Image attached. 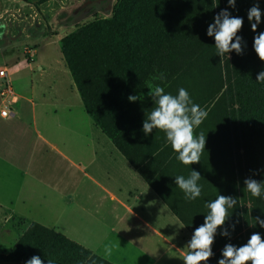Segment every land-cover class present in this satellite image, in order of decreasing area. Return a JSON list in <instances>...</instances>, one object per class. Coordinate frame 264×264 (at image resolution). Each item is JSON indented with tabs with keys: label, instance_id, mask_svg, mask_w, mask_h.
I'll return each mask as SVG.
<instances>
[{
	"label": "trees",
	"instance_id": "1",
	"mask_svg": "<svg viewBox=\"0 0 264 264\" xmlns=\"http://www.w3.org/2000/svg\"><path fill=\"white\" fill-rule=\"evenodd\" d=\"M20 1L38 7L49 0ZM148 5L157 7L158 2L151 1ZM150 17L148 12L133 13V0H123L111 20L94 23L61 40V52L87 114L183 223L188 224L180 205L183 195L179 192L169 195L166 187L175 184V177L187 178L194 170L201 175L200 197L216 199L223 195L237 199L233 209L238 218L242 214L247 229L242 237L233 241H229L232 237L226 238L223 242L236 247L241 242L243 246L254 233L264 239V227L256 222L257 218L264 220V195L253 197L244 184L248 178L264 183V92L260 99L255 101L254 97L257 88L264 91V83L256 80L264 71V62L256 53L251 54L238 72L226 73L223 84L217 64L208 63L207 68L202 67L205 64L203 51L196 58L183 59L187 50L191 52L190 41L197 37L192 26L206 25L208 14L195 21L188 19L182 23L185 27L178 25L169 30L154 27L149 22ZM138 71L142 76L136 82ZM155 73L164 74L166 93L178 95V90L184 88L193 103L208 112L194 133L203 132L206 137L199 163L182 164L168 144L164 131L154 129L147 136L143 132V122L154 107V100L142 98L140 102H130L128 97L135 96L145 80ZM112 82H116V88ZM225 85L227 90L214 101ZM242 86L246 91L244 96L242 92L238 97L236 93L232 95V90H240ZM199 89L202 92L195 97ZM230 97L237 98V102L227 111ZM250 98L252 103L248 104ZM138 132L148 141L149 150L142 157L130 154L123 143L125 138ZM154 136L161 139L153 147ZM26 246L31 251L21 252ZM33 256H39L43 264H48L49 258L54 264H92L89 256L95 264H111L36 223L27 227L11 254L0 255V262L26 264Z\"/></svg>",
	"mask_w": 264,
	"mask_h": 264
},
{
	"label": "crops",
	"instance_id": "2",
	"mask_svg": "<svg viewBox=\"0 0 264 264\" xmlns=\"http://www.w3.org/2000/svg\"><path fill=\"white\" fill-rule=\"evenodd\" d=\"M55 61L42 55L31 64L33 83L28 76L17 91L11 84L19 99L9 104L13 116L0 117V254L11 247L5 239L10 230L20 233L7 228L16 219L50 229L111 264H184L187 245L209 213L206 205L215 199L188 200L176 184L167 186L169 195H183V223L87 114L68 66ZM138 133L123 143L142 157L148 141ZM160 139L153 137V147ZM228 213L205 264H218L230 243L223 240L247 229L242 214ZM109 240L120 248L106 258Z\"/></svg>",
	"mask_w": 264,
	"mask_h": 264
},
{
	"label": "rangeland",
	"instance_id": "3",
	"mask_svg": "<svg viewBox=\"0 0 264 264\" xmlns=\"http://www.w3.org/2000/svg\"><path fill=\"white\" fill-rule=\"evenodd\" d=\"M122 1L49 0L38 7H34L20 0H0V69H7L8 80L17 91L18 89L24 88V86L26 87L27 78L31 76L29 75L31 71L32 73L37 72L35 65L39 63V58L42 55L53 57L57 65L60 62L67 65L60 48L61 40L89 25L111 20L115 16ZM151 1L155 0H133V13H137V15H142L147 12L150 13V24L153 23L154 27L160 30H169L178 25L185 27L184 25L182 26V23L188 21V19L195 21L199 16L208 14L206 25L198 26L195 24L192 26L197 37L190 41L189 48L191 52L187 50L186 56L183 59L196 58L203 51L205 64L202 67L207 68L206 65L208 63L217 64V70L221 73V83L223 84L226 80V73L232 75L236 71L238 72L242 67V63L248 57L250 58L251 54L256 53L254 50V38L256 35L264 32V0H236L234 7L229 6L228 0H157L158 6L150 8L148 2L150 3ZM95 2L98 4L92 7L91 5ZM256 5H258L262 15L261 21L254 32L251 25L255 23V20L249 21L248 12ZM225 10L228 11L230 17L243 19L242 28L237 33L241 37L242 52L241 54H237L235 51H232L220 57L218 50L215 48L214 36L209 37L207 35V29L210 24L214 23V18ZM233 42H235V39ZM206 49L208 51H205ZM19 64H22L25 70L14 68ZM31 64L35 65L31 67ZM121 74H124V71ZM156 74L158 73L154 75ZM138 75L135 81L140 79V76H142L141 72L138 71ZM31 77L32 79L29 80L33 83L34 76L32 75ZM151 77L149 76L145 80L141 90L137 91L135 95L141 97V99H138L139 102L142 98H147L148 100L153 99L149 95L150 84L164 86L165 79L163 81H152ZM112 83L115 85L113 88H116V82ZM226 90L227 86L225 85L223 90L217 94L214 101L218 97H221L220 95ZM234 90H232V95L236 93L237 97L238 95L241 96L240 92H242L243 96L244 92H246L243 86L240 90L237 88ZM201 92V89L196 91L195 97ZM263 92L259 88L256 89L255 101L261 98ZM14 94L16 102L19 96L15 92ZM236 99L230 97V103L227 102L229 107L226 104L227 111H231V104L237 102ZM251 103L252 100L250 98L248 104ZM236 107L237 105L234 106V108ZM8 224L9 226L7 228H19L20 233L17 235V230H10L9 236L5 239L6 244H10L8 246L11 247L8 251L0 255L11 254L19 238L30 225L16 219H12ZM6 248L4 250H7ZM20 251L29 253L31 250L29 246H26Z\"/></svg>",
	"mask_w": 264,
	"mask_h": 264
},
{
	"label": "clouds",
	"instance_id": "4",
	"mask_svg": "<svg viewBox=\"0 0 264 264\" xmlns=\"http://www.w3.org/2000/svg\"><path fill=\"white\" fill-rule=\"evenodd\" d=\"M229 6L234 7L236 0H228ZM261 11L258 5L253 6L248 12L249 21L252 23V30L255 32L257 25L261 21ZM243 19L230 17L228 11H222L214 18V23L207 29V35L215 39V48L218 55L223 57L232 51L241 54V37L237 33L241 30ZM235 39V42L233 40ZM254 50L261 61H264V32L254 38ZM163 73L153 75L152 81H163ZM258 83H264V71L256 78ZM149 95L154 100V107L143 122V132L145 136L152 133L154 129L164 131L166 140L171 148L177 153V159L184 165H192L200 162V158L205 150L206 137L203 132L195 135L198 128L207 118L208 112L198 104L193 103L186 89L180 88L178 95L165 92L164 87L159 84L149 85ZM130 102L141 99L140 96H129ZM201 179L199 172L192 170L189 177L180 175L175 177V184L185 194V199L196 200L201 196L202 186L198 183ZM246 189L253 197L260 198L264 195V183L248 178L244 181ZM237 205V199L230 196L219 195L215 200L207 203L209 213L206 215L204 223L197 227L191 237L184 256V264H205L212 257V245L217 229L224 226L229 218V209ZM257 223L264 227V220L257 218ZM222 235L228 236L225 230ZM120 248L119 243L109 240L103 248L106 258L113 255V252ZM222 259L218 264H264V239L259 233L251 235L248 242L240 247L227 244L222 251ZM88 260L95 264L92 257ZM26 264H43L39 256H33ZM48 264H54L51 258Z\"/></svg>",
	"mask_w": 264,
	"mask_h": 264
},
{
	"label": "built area",
	"instance_id": "5",
	"mask_svg": "<svg viewBox=\"0 0 264 264\" xmlns=\"http://www.w3.org/2000/svg\"><path fill=\"white\" fill-rule=\"evenodd\" d=\"M0 117L3 119L13 116L10 111V105L15 102V94L13 92L10 81L8 80L7 69H0Z\"/></svg>",
	"mask_w": 264,
	"mask_h": 264
},
{
	"label": "flooded vegetation",
	"instance_id": "6",
	"mask_svg": "<svg viewBox=\"0 0 264 264\" xmlns=\"http://www.w3.org/2000/svg\"><path fill=\"white\" fill-rule=\"evenodd\" d=\"M104 2V1H103ZM98 3L97 2H95V3H93L91 6L92 7H94V6H96Z\"/></svg>",
	"mask_w": 264,
	"mask_h": 264
}]
</instances>
